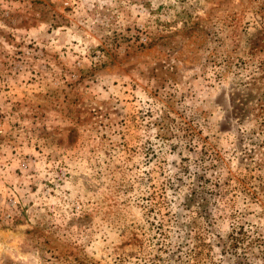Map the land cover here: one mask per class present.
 Masks as SVG:
<instances>
[{"label":"rangeland","instance_id":"obj_1","mask_svg":"<svg viewBox=\"0 0 264 264\" xmlns=\"http://www.w3.org/2000/svg\"><path fill=\"white\" fill-rule=\"evenodd\" d=\"M0 264H264V0H0Z\"/></svg>","mask_w":264,"mask_h":264}]
</instances>
